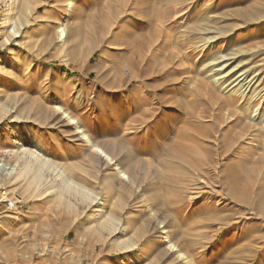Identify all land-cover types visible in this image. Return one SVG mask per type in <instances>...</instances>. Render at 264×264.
<instances>
[{
	"label": "rangeland",
	"instance_id": "rangeland-1",
	"mask_svg": "<svg viewBox=\"0 0 264 264\" xmlns=\"http://www.w3.org/2000/svg\"><path fill=\"white\" fill-rule=\"evenodd\" d=\"M139 1L0 0V264H264V0H180L132 55ZM241 2L194 50L190 9ZM228 49L249 101L196 77Z\"/></svg>",
	"mask_w": 264,
	"mask_h": 264
},
{
	"label": "bare ground",
	"instance_id": "bare-ground-1",
	"mask_svg": "<svg viewBox=\"0 0 264 264\" xmlns=\"http://www.w3.org/2000/svg\"><path fill=\"white\" fill-rule=\"evenodd\" d=\"M23 1H24V4L31 3V0H23ZM33 1H35V0H33ZM187 1L188 0H186L184 2H187ZM118 2H119V0H118ZM139 2H141V3H139ZM139 2H138V5L142 4L140 6V8H138L133 15L129 16L128 25L132 26L131 28H133V29H132V31L131 30L129 31L128 29H126L127 33L130 34V35L128 34V36L126 37V43L129 45V47L132 51V55H136V53L138 52V48H137L138 45L137 44L140 41H138V39L136 37H137V35L141 34L139 31L143 32V30H142L143 27L140 28L141 25H138L139 19L142 20V22L140 24H143V22H144L143 20H145V22H144L145 24H147L149 21L150 22L152 21V23L153 22L164 23L165 21H169V20L175 18L176 16H178L179 13H181V11H183V10H185V8H187L185 6V4L183 5V2L180 0H145V3L143 2V0H140ZM119 4H120V2H119ZM242 4H243L242 2L240 4L239 3L235 4L232 9H231V5L230 6L226 5L225 7L222 5L223 6L222 8H224L223 10H221L222 8L217 9L218 6H214L212 4L211 5L210 4L203 5L202 8H198V10L196 8V10H194V11L192 9L194 7H192L190 9V12H188L191 16L190 18H193V20H195L197 22V24L199 25V29L204 33L203 35L206 36V38L202 39V44L200 46L194 47V50L198 51L197 49L201 48V49H203V51L204 50L208 51L210 49H213L220 42H222V43L226 42V44L231 43L229 41L230 38L234 36L235 30H237V28H239L240 26L232 27L229 24H226L224 27L221 26L220 23L223 24V23L228 22L229 16H233L235 19H239L240 17H242V18L247 17V19H249V20L257 19L255 11H253L251 9V10H249V12L248 11L245 12L244 9H242ZM105 6L108 7V9H109V20H110V22H112V18L113 19L115 18L114 17L115 13L113 12L115 10V8L113 5H110L109 2H107V4H105ZM184 6H185V8H183ZM199 7H200V5H199ZM123 10H124V7L120 11H123ZM218 10H220V11H218ZM99 15H100V13H99ZM99 15H98V17H100ZM106 18H108V16ZM99 19H101V18H99ZM105 20H108V19H105ZM114 21H115V19H114ZM216 23H218L217 26H214ZM172 24L174 26H176L177 28H179V29H177L179 32L183 31L182 26L181 27L177 26L179 23H177L176 21H173ZM160 25H162V24H160ZM179 32H177V33H179ZM96 39H98V38L96 37ZM142 40H144V39H142ZM99 42L103 43L104 40L101 39ZM231 50L232 49H230L228 52H226V54L217 55L214 58L215 59L214 63H212L213 61L210 62V64L212 63L211 65L208 63L209 64L208 67H210V68L206 67L205 70H203L204 71L203 74L196 73L199 75V76L196 75V77L200 78L199 79L200 82L203 85L205 84L206 86H209V85L212 86L211 82H210L211 80H209V79H212V82L214 80L213 83L217 85L216 87L218 89H220L221 92L226 93L227 97L226 96L225 97L228 98L233 104L234 100H232V97L234 95L235 96L237 95L238 97L241 96L242 100L245 98H247V100H248V93L249 92L247 93V90L253 88L254 84L257 82H256L255 78L248 80L249 71L247 69V64L245 62H243L242 60L238 59L239 54H241V52L240 53L238 52V54H235V53H231L230 52ZM196 53H199V52H195V54ZM192 70H194V72H195V69H192ZM199 70H200V68H199ZM253 73H254V71H253ZM208 83H210V84L208 85ZM245 101H246V99H245ZM228 103H230V102H228ZM227 111H228L229 117H231V115H232V117L235 118V116H236L237 117L236 120L238 122H241L243 120V119H241V116H240L241 114H239V111L236 109V107H235V109H232V110L229 109ZM154 112L155 111H153V114H154ZM245 118L250 119V121L252 123H254V125L257 124V126L260 125L259 127H261V128L264 127V116H263V114H261L259 109H257L255 112H253V114H250L249 116H247ZM146 122H148V121H146ZM158 124H159V122H157V118H154L150 123V125H152V126H155ZM252 129H254V128H252ZM210 130H211V128H210ZM251 132H252V130H251ZM253 134H254L253 136L255 138L256 137L260 138V136L264 135L263 133H261V131L259 134H256L254 131ZM239 179H240V177H238V179L235 182L236 186L239 184V181L242 180V179H240V180ZM239 189H240V187H239Z\"/></svg>",
	"mask_w": 264,
	"mask_h": 264
},
{
	"label": "built area",
	"instance_id": "built-area-1",
	"mask_svg": "<svg viewBox=\"0 0 264 264\" xmlns=\"http://www.w3.org/2000/svg\"><path fill=\"white\" fill-rule=\"evenodd\" d=\"M11 206H13V207H14V206H15V204L11 202Z\"/></svg>",
	"mask_w": 264,
	"mask_h": 264
}]
</instances>
